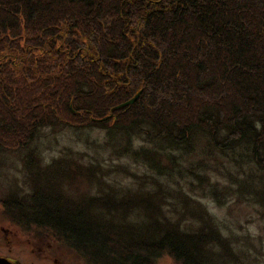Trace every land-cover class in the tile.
<instances>
[{
    "label": "trees",
    "instance_id": "16d2710c",
    "mask_svg": "<svg viewBox=\"0 0 264 264\" xmlns=\"http://www.w3.org/2000/svg\"><path fill=\"white\" fill-rule=\"evenodd\" d=\"M59 123L105 128V164L41 167L33 152L30 191H11L6 219L48 230L85 264H228V240L186 187L216 196L238 183L264 204V0H0V146ZM201 143L207 161L182 163Z\"/></svg>",
    "mask_w": 264,
    "mask_h": 264
},
{
    "label": "rangeland",
    "instance_id": "374dc122",
    "mask_svg": "<svg viewBox=\"0 0 264 264\" xmlns=\"http://www.w3.org/2000/svg\"><path fill=\"white\" fill-rule=\"evenodd\" d=\"M105 133V128L101 127L75 129L59 123L41 127L34 142L27 147L4 149L0 146V255L9 256L16 264H85L83 259H80L70 248L51 236L48 230L36 227L25 229L6 219L2 202L11 198L13 190L30 191L26 176L34 168L26 164L33 152L39 154L41 160L38 165L41 167L47 166L52 160L64 155L71 157L70 165L72 167L94 162L96 159H101V162L105 164L103 159L106 160L107 153L100 146ZM133 139L135 146L141 143L139 139H135V137ZM88 141H94V144L91 145ZM203 145V143L199 144L189 158L180 157L182 163L188 165L190 161L192 164L198 159L207 161L208 156L205 155ZM95 151L101 155H96ZM79 153L87 155L81 157L78 155ZM218 161L223 168L229 166L226 158L220 155ZM114 162L124 165L128 171L140 174L147 172L144 165L132 163L128 158H121ZM210 174L219 188L231 183L226 173L212 172ZM237 177L245 178L246 176L241 173ZM117 179L122 180L121 177H117ZM72 181H75L73 177L67 178V183ZM122 183L130 185L131 181L123 180ZM237 185L238 183H233L229 195L222 191L216 196L211 193L202 196L199 190L190 191L187 187L186 192L196 202L201 201L209 219L219 227L222 237L228 240L230 249L228 252L233 254V258L232 260L231 257L229 258L231 261L228 260V264H235L236 262H232L235 258L241 264H264V204L259 205L262 203L261 200V203L258 202V204L239 197L240 192ZM80 186L85 187L84 183ZM80 186L78 185V187ZM75 187V183L71 186L72 189L67 185V188L72 191L76 189ZM259 187L263 189L261 184ZM77 192L78 190L75 191V196ZM258 197H264V194L260 193ZM190 222L197 225L196 221V223ZM1 227L6 230L9 228L11 234H8V238L3 237L4 230H1ZM9 238L11 241L8 242ZM215 250L218 253L223 252L221 246ZM218 258L222 259L221 253L218 254ZM155 264H173V261L170 256L164 254L156 260Z\"/></svg>",
    "mask_w": 264,
    "mask_h": 264
},
{
    "label": "water",
    "instance_id": "95a60500",
    "mask_svg": "<svg viewBox=\"0 0 264 264\" xmlns=\"http://www.w3.org/2000/svg\"><path fill=\"white\" fill-rule=\"evenodd\" d=\"M140 94V91H138L137 93H135L131 98H129L128 100L114 106L113 108H111V112L114 110V109H118L120 107H123L125 105H131L136 99L137 97L139 96ZM0 264H12V262L10 263L8 260H6L5 258H2L0 257Z\"/></svg>",
    "mask_w": 264,
    "mask_h": 264
},
{
    "label": "flooded vegetation",
    "instance_id": "af4514ba",
    "mask_svg": "<svg viewBox=\"0 0 264 264\" xmlns=\"http://www.w3.org/2000/svg\"><path fill=\"white\" fill-rule=\"evenodd\" d=\"M1 230H4V233H3V234H4V235H3L4 238H6V237L8 238V237H9L8 234H9V233L11 234L9 228L6 230V228L1 227ZM5 231H6V232H5ZM9 241H11L10 238L8 239V242H9ZM0 257L5 258V259L8 260L10 263L12 262V264H16L14 261L11 260V258H9V256L7 257V256L0 255Z\"/></svg>",
    "mask_w": 264,
    "mask_h": 264
}]
</instances>
